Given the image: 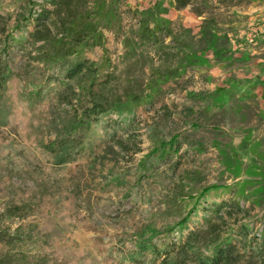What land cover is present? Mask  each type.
<instances>
[{
    "label": "rangeland",
    "instance_id": "rangeland-1",
    "mask_svg": "<svg viewBox=\"0 0 264 264\" xmlns=\"http://www.w3.org/2000/svg\"><path fill=\"white\" fill-rule=\"evenodd\" d=\"M46 1L0 0V49L7 36L21 43L12 55L1 59H8L23 89L27 81L43 86L46 74L62 80L58 69L42 72L43 60L60 47L71 50L64 40L71 33V18L92 15L105 4L107 20H118L120 27L115 32L99 24L96 30L103 38H91L89 43L100 44L84 52L90 62L100 61L103 53L110 60L105 70L111 74L110 90L118 101L117 110L101 116L92 128L93 152H84L69 166V176L77 165L82 167V173L74 177L80 179L78 197L84 215L68 234L71 240L93 261L110 252L116 264H149L150 256L139 254L136 242L162 252L179 235L159 233L174 227L194 202L200 206L183 235L205 227L212 205L224 201L243 211L226 219L225 228L234 229V234L245 227L246 237L236 234L233 238L241 253L254 257L239 264H264V255L250 256L264 246L262 1L194 0L177 10L173 0H74L44 19L42 42H30L39 5ZM32 5L30 21L14 30L16 13L26 7V17ZM142 19L150 31L158 25L147 42L138 38ZM125 41L134 46L132 51ZM157 79L164 82L150 92ZM58 80L42 88V98L52 99L49 108L54 120L66 114V100L78 92L74 81L65 90L59 88ZM8 86L12 88L11 83ZM61 93L67 96L60 98ZM127 97L133 100L130 106L123 104ZM175 135L179 150L160 159L161 142ZM46 138L52 140L54 132ZM120 143L127 150L119 149ZM23 150L26 162L49 161L41 151ZM154 150H158L155 156L140 162ZM181 196L185 198L180 204ZM234 219L238 221L233 223ZM219 243L201 246L200 256H211Z\"/></svg>",
    "mask_w": 264,
    "mask_h": 264
},
{
    "label": "trees",
    "instance_id": "trees-1",
    "mask_svg": "<svg viewBox=\"0 0 264 264\" xmlns=\"http://www.w3.org/2000/svg\"><path fill=\"white\" fill-rule=\"evenodd\" d=\"M73 1L48 0L40 4V12L35 17V29L29 35V41L42 42L40 34L45 26L44 19L62 8H68ZM193 1L173 0V4L177 10H182ZM45 5L52 6L53 9L50 11ZM104 5L95 9L92 15L84 14L76 19L71 18L69 25L71 33L64 39L71 44L69 46L71 50L61 51L60 47L51 58L43 60L46 64L43 73L53 67L58 69L57 74L62 78L59 81L53 79V75L46 74L43 86L58 80L59 88L66 90L74 81L78 90L77 93L72 92V97L66 100L68 105L66 114L55 120L52 119L53 112L49 108L50 104H53L52 99L42 98L43 86L27 81L23 89L18 82V76L12 73L8 59L3 61L1 59L2 55L4 57L12 55L13 49L20 47L21 43H16L9 36L2 41L0 264H116L112 261L110 252L101 255L99 260L89 259L87 251L78 248L68 236L74 224L84 218L80 212L78 197L80 179L74 177L77 173H82V167L77 165L69 176V166L76 163L84 152H93L95 145L90 137L93 126L98 123L101 116L117 110L118 99L110 90L112 77L105 70L110 65V60L104 56L105 53L100 57V61L95 62L88 61L84 55L86 49L100 44V42L89 43L91 38L93 40L103 38L102 33L96 30L99 24L106 30L114 29L115 32L120 30L118 20L114 23L107 20ZM24 9L15 15L14 30L21 26V22L27 24L33 16V5L26 17ZM86 21L87 23L84 24ZM92 21L99 23L94 24ZM144 22L143 19L138 22L143 28L138 35L141 42L149 41L154 36L153 32L158 29V25L155 24L150 31L146 25H143ZM124 43L130 51L134 49L128 41ZM56 57L59 59H55ZM181 67L183 65L180 66V70ZM164 79H167V75ZM163 82V79H157L153 87H147H150L149 91L152 92ZM10 83L12 88L8 86ZM59 96L61 98L67 95L61 93ZM123 104L130 106L133 100L127 97ZM13 123L16 127L12 126ZM50 132H54L52 140L46 138ZM25 147L35 153L41 151L48 156L49 161L26 162L28 159L24 158ZM124 147L122 143L119 144V149L127 150ZM160 147L163 148L159 155L160 159L177 152L180 148L177 136H173L167 143L161 142ZM157 151L145 155L140 162L145 163L147 159L155 156ZM90 164L87 168L92 166V163ZM211 189L206 188L201 196ZM184 198V196L180 197V204ZM199 206L198 201L194 202L192 208L174 227L166 228L159 233L166 237L176 231L179 235V240L166 243L162 252H158L155 247L144 246L137 242L135 249L139 254L150 256L149 264H239L254 261V257L240 252L233 238L236 234L246 237V228L241 226L234 234V229L225 228L226 219L243 213L238 206L229 202L222 201L218 205H212L211 216L206 219L205 227L188 231L183 235L186 224ZM169 208L180 210L181 206L171 205ZM223 208L226 209L221 212ZM237 221L234 219L233 223ZM217 242H220L219 246L211 256L203 258L200 256L201 246ZM244 247L245 245L242 244V248ZM254 254L259 258L264 255V246L260 245L258 250L250 252V256Z\"/></svg>",
    "mask_w": 264,
    "mask_h": 264
},
{
    "label": "crops",
    "instance_id": "crops-1",
    "mask_svg": "<svg viewBox=\"0 0 264 264\" xmlns=\"http://www.w3.org/2000/svg\"><path fill=\"white\" fill-rule=\"evenodd\" d=\"M262 1V3L264 4V0H261Z\"/></svg>",
    "mask_w": 264,
    "mask_h": 264
}]
</instances>
